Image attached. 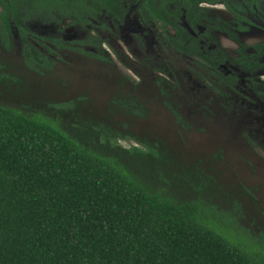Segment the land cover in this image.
Returning <instances> with one entry per match:
<instances>
[{"label":"trees","instance_id":"trees-1","mask_svg":"<svg viewBox=\"0 0 264 264\" xmlns=\"http://www.w3.org/2000/svg\"><path fill=\"white\" fill-rule=\"evenodd\" d=\"M0 1L5 44L8 18L19 20V11L76 17L84 4ZM95 1L120 8V0ZM92 54L107 61L99 46ZM153 64L138 66L148 72ZM2 68L0 60V82H14ZM13 101L0 100V264H264L262 248L234 238L230 216L205 203L199 184L167 173L155 143L119 145L106 127L79 119L78 104L32 110ZM179 183L187 199L165 192Z\"/></svg>","mask_w":264,"mask_h":264},{"label":"rangeland","instance_id":"rangeland-1","mask_svg":"<svg viewBox=\"0 0 264 264\" xmlns=\"http://www.w3.org/2000/svg\"><path fill=\"white\" fill-rule=\"evenodd\" d=\"M128 21L127 27L136 23L132 18ZM17 24L20 29L16 24L10 25L8 44L0 38V60L4 64L1 71L14 77L8 85L0 82V93L12 92L10 96L1 94L0 100L9 97L15 105L32 110H43L46 103L58 107L78 104L79 119H89L95 127H106L119 145L129 148L143 147V142L155 143L162 151L168 174L182 175L199 184L205 203L230 216L228 226L234 238L264 251L261 117L251 113L225 114V108H217L213 95L194 94L181 85L166 96L149 82H141L134 91L144 107L135 113L137 104L123 98L129 83L120 78H138L125 66H107L91 56L54 51L57 21L53 18L42 16ZM62 24L66 39L81 37L68 21ZM25 31L30 35H24ZM125 31V37L129 36L130 30ZM129 44L133 48L136 45L133 41ZM257 108L261 112V107ZM120 134L126 137L120 138ZM165 192L176 199H187L190 194L184 183L171 185ZM204 208L211 215L212 211Z\"/></svg>","mask_w":264,"mask_h":264},{"label":"flooded vegetation","instance_id":"flooded-vegetation-1","mask_svg":"<svg viewBox=\"0 0 264 264\" xmlns=\"http://www.w3.org/2000/svg\"><path fill=\"white\" fill-rule=\"evenodd\" d=\"M4 1L11 5V0ZM27 7L26 1L17 6L19 10ZM79 9L76 17L19 11V20L8 18V22L53 18L57 21L54 51L96 59L92 51L99 46L107 59L100 63L114 67L120 63L138 78H120L129 83L126 90L132 98L128 102L137 104L135 113L144 110L134 94L141 82L154 84L166 96L181 85L194 94L213 95L225 114L261 117L264 134V0H120V8L84 0ZM128 18L136 23L127 27ZM63 21L81 37L66 39ZM127 28L130 35L125 37ZM131 41L136 43L134 48ZM149 59L154 63L150 71H142L138 64ZM155 77L158 82L152 80Z\"/></svg>","mask_w":264,"mask_h":264}]
</instances>
